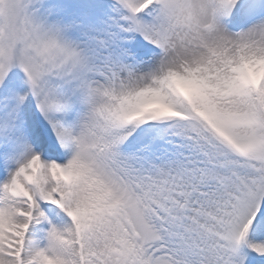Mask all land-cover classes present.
Segmentation results:
<instances>
[{
    "label": "snow or ice",
    "instance_id": "6c2138e0",
    "mask_svg": "<svg viewBox=\"0 0 264 264\" xmlns=\"http://www.w3.org/2000/svg\"><path fill=\"white\" fill-rule=\"evenodd\" d=\"M0 264H264V0H0Z\"/></svg>",
    "mask_w": 264,
    "mask_h": 264
}]
</instances>
